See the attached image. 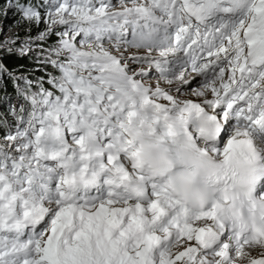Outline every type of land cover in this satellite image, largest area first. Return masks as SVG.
Masks as SVG:
<instances>
[{
  "label": "snow or ice",
  "instance_id": "1",
  "mask_svg": "<svg viewBox=\"0 0 264 264\" xmlns=\"http://www.w3.org/2000/svg\"><path fill=\"white\" fill-rule=\"evenodd\" d=\"M9 84L0 264H264V0H0Z\"/></svg>",
  "mask_w": 264,
  "mask_h": 264
},
{
  "label": "trees",
  "instance_id": "2",
  "mask_svg": "<svg viewBox=\"0 0 264 264\" xmlns=\"http://www.w3.org/2000/svg\"><path fill=\"white\" fill-rule=\"evenodd\" d=\"M8 21H11V19H8ZM8 63L13 68H15L18 64H24L28 67H32V65L27 59L20 60L18 58H11L8 61ZM37 75H41V74L37 73ZM7 94H8V100L5 102H0V110L3 112V114L7 113L9 105L15 104V100L17 99L11 84H9L8 86ZM0 95H3V93H0ZM9 119H11V117H9Z\"/></svg>",
  "mask_w": 264,
  "mask_h": 264
},
{
  "label": "rangeland",
  "instance_id": "3",
  "mask_svg": "<svg viewBox=\"0 0 264 264\" xmlns=\"http://www.w3.org/2000/svg\"><path fill=\"white\" fill-rule=\"evenodd\" d=\"M9 19H11V17H9ZM6 23H11V21H6ZM157 54V52L155 51V52H153V56L154 57H157V56H155ZM150 75L153 77V79H152V83H155V80H156V78H158L159 77V73L156 71V69L155 68H152V69H150ZM14 90V89H13ZM14 93H15V91H14ZM16 96V95H15ZM20 103V101L18 100V99H16L15 100V104H13V105H17V104H19ZM0 115H3V112L0 110Z\"/></svg>",
  "mask_w": 264,
  "mask_h": 264
},
{
  "label": "bare ground",
  "instance_id": "4",
  "mask_svg": "<svg viewBox=\"0 0 264 264\" xmlns=\"http://www.w3.org/2000/svg\"><path fill=\"white\" fill-rule=\"evenodd\" d=\"M158 57H159V55H158Z\"/></svg>",
  "mask_w": 264,
  "mask_h": 264
}]
</instances>
